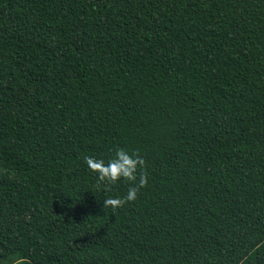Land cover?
Listing matches in <instances>:
<instances>
[{"label":"trees","instance_id":"obj_1","mask_svg":"<svg viewBox=\"0 0 264 264\" xmlns=\"http://www.w3.org/2000/svg\"><path fill=\"white\" fill-rule=\"evenodd\" d=\"M143 157L97 183L85 157ZM264 264V0H0V264Z\"/></svg>","mask_w":264,"mask_h":264},{"label":"clouds","instance_id":"obj_2","mask_svg":"<svg viewBox=\"0 0 264 264\" xmlns=\"http://www.w3.org/2000/svg\"><path fill=\"white\" fill-rule=\"evenodd\" d=\"M87 166L97 175V183L115 182L120 179L136 181L128 187L127 193L123 196H107L103 201L105 205H110L113 209L123 205L126 201H133L137 197L140 187L147 183V176L140 174L145 161L142 156L130 153L124 148H116L114 155L107 160L103 157L86 156Z\"/></svg>","mask_w":264,"mask_h":264},{"label":"rangeland","instance_id":"obj_3","mask_svg":"<svg viewBox=\"0 0 264 264\" xmlns=\"http://www.w3.org/2000/svg\"><path fill=\"white\" fill-rule=\"evenodd\" d=\"M18 262H16L15 264H17Z\"/></svg>","mask_w":264,"mask_h":264}]
</instances>
